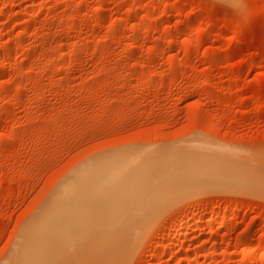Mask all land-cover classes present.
I'll return each instance as SVG.
<instances>
[{"label":"rangeland","instance_id":"1","mask_svg":"<svg viewBox=\"0 0 264 264\" xmlns=\"http://www.w3.org/2000/svg\"><path fill=\"white\" fill-rule=\"evenodd\" d=\"M170 149L243 188L174 190L129 264H264V0H0V264L98 155Z\"/></svg>","mask_w":264,"mask_h":264},{"label":"bare ground","instance_id":"2","mask_svg":"<svg viewBox=\"0 0 264 264\" xmlns=\"http://www.w3.org/2000/svg\"><path fill=\"white\" fill-rule=\"evenodd\" d=\"M187 151H134L138 154L132 158L135 155L123 150L91 159L86 170L70 178L71 181L67 180L68 183L57 192V199L45 205L43 214L40 213L41 222L39 214V223L28 224L33 225L28 229L26 227L27 231L23 233L26 242L23 240L25 245H21L14 264H129L133 252L140 248V243L143 244V239L156 225L158 215L163 213V208L165 210L166 202L172 197L171 192L188 188V183L195 180L197 183L201 181L199 187L202 182L207 186L209 183L214 186L220 183L219 187H222L225 182L239 185L240 179H243L241 168L232 160L225 161L220 158L221 155L215 158L208 151L202 152V155ZM157 185L163 189H157ZM191 185L193 187L194 184L191 182ZM217 216L215 214L212 218L216 220ZM177 227L181 250L185 246L183 237L190 229L183 223ZM157 249L158 255L155 256L160 259L168 253L164 244ZM181 261L185 264L187 260Z\"/></svg>","mask_w":264,"mask_h":264},{"label":"clouds","instance_id":"3","mask_svg":"<svg viewBox=\"0 0 264 264\" xmlns=\"http://www.w3.org/2000/svg\"><path fill=\"white\" fill-rule=\"evenodd\" d=\"M245 2L246 0H237L240 10H243V8L245 7Z\"/></svg>","mask_w":264,"mask_h":264}]
</instances>
